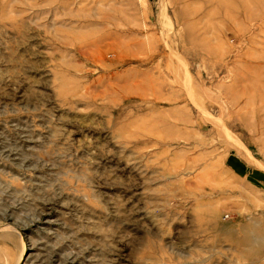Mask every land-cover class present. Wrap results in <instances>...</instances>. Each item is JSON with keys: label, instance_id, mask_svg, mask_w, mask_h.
Wrapping results in <instances>:
<instances>
[{"label": "rangeland", "instance_id": "rangeland-1", "mask_svg": "<svg viewBox=\"0 0 264 264\" xmlns=\"http://www.w3.org/2000/svg\"><path fill=\"white\" fill-rule=\"evenodd\" d=\"M0 264H264V0H0Z\"/></svg>", "mask_w": 264, "mask_h": 264}]
</instances>
